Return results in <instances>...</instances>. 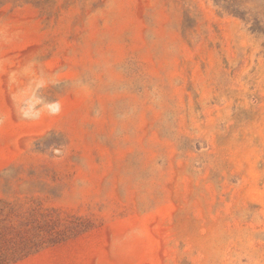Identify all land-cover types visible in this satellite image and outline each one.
Wrapping results in <instances>:
<instances>
[{"label": "rangeland", "instance_id": "1", "mask_svg": "<svg viewBox=\"0 0 264 264\" xmlns=\"http://www.w3.org/2000/svg\"><path fill=\"white\" fill-rule=\"evenodd\" d=\"M0 225L46 241L6 264H264V0H0Z\"/></svg>", "mask_w": 264, "mask_h": 264}, {"label": "trees", "instance_id": "2", "mask_svg": "<svg viewBox=\"0 0 264 264\" xmlns=\"http://www.w3.org/2000/svg\"><path fill=\"white\" fill-rule=\"evenodd\" d=\"M45 242V240L33 241L23 231L10 230L0 225V264H6L17 256L26 254L33 248L45 244Z\"/></svg>", "mask_w": 264, "mask_h": 264}]
</instances>
